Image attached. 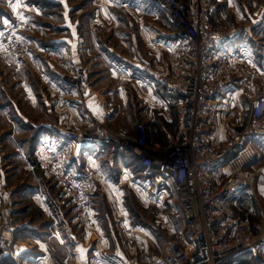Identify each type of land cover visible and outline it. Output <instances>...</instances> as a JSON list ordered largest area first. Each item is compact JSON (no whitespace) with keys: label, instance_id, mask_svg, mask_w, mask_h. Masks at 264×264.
Segmentation results:
<instances>
[{"label":"built area","instance_id":"1","mask_svg":"<svg viewBox=\"0 0 264 264\" xmlns=\"http://www.w3.org/2000/svg\"><path fill=\"white\" fill-rule=\"evenodd\" d=\"M149 1L178 30L164 68L152 74L153 86L164 93L160 114L169 121L175 110L177 129L168 132L166 143L155 141L151 148L145 134L137 135L154 121L151 113L146 124L134 129L105 122L59 123L52 137L38 144L40 168L87 228L96 219L93 197L105 180L101 164L115 169L123 153L132 155L150 191L175 205L176 237L166 255L146 261L132 256L127 264H239L249 256L264 264V205L257 191L261 173L255 169L264 159V70L247 47L233 45V29L214 21L215 0ZM21 24L0 22L1 56L30 63L43 78L41 58L67 68L59 49L34 40ZM47 83L58 98L68 94ZM4 215L0 257L28 228L27 222Z\"/></svg>","mask_w":264,"mask_h":264},{"label":"rangeland","instance_id":"2","mask_svg":"<svg viewBox=\"0 0 264 264\" xmlns=\"http://www.w3.org/2000/svg\"><path fill=\"white\" fill-rule=\"evenodd\" d=\"M21 1V4H25V0H7L8 8H11L10 6L13 3ZM70 2L81 6L86 5L87 9L84 10L87 11L81 13V18L92 9V0H71ZM235 3H237L238 9L241 11H233L235 9L232 7L227 8V1L223 3V0H215L217 17L213 16L214 21L219 22L220 25L226 28L232 29V27L237 28L244 23L252 24V18L256 21L264 12V0H237ZM155 6L153 5L151 8V13L147 11L137 12L135 14L134 26L130 23L134 19L133 17H131L132 19L123 18L119 25L121 32L136 31L138 33L140 30H145L146 32H151L153 38L157 36V39L162 36L160 35L162 33L165 34L167 32L172 34L173 32H177V27L169 21L160 8ZM61 10L59 7L53 11L43 10L40 15L37 14L38 16L33 18L34 22H28L24 17H17L13 21L16 23L22 21L21 29L25 34L30 35L34 40L43 45L50 46L48 42L58 37V33L57 35L54 34L53 27L58 26L64 21ZM124 15V12L120 11V16L124 17ZM74 17L78 18V15L76 14ZM244 18L246 19L244 20ZM46 24L50 26H46ZM87 25V32L92 30L94 34L103 33V31L107 32L109 29L108 35L114 30L112 28L113 25L110 23L105 24L107 30L95 25V23L88 22ZM170 34V38H177V36ZM103 38L106 43L116 45V48L128 54L129 48L123 46L122 43L117 44L118 39H107L105 36ZM89 41L94 42L96 40L89 39ZM143 44V41L138 38L137 52H140L142 57L144 53L145 57H148V54L151 53L150 58L153 60V67H155V51L144 47ZM96 55V51H94L85 56L87 60L88 58H92L97 62L85 71L77 70L69 61L68 56L62 53V61L67 65V68L56 67L48 58L40 59L41 63L44 64V75L47 78H43L41 69H37L30 63H27L25 70L18 73L10 70L8 75L11 79L17 78L28 81L26 82V87L23 85L24 82H0V96L2 98L8 97L9 100L12 98L17 100V107L9 102L8 124L5 126L3 119L1 122L2 127L9 128L8 134L1 136V210H3V206L5 205L11 206L9 202L11 199L10 195L14 199L18 191L31 186L33 192L37 194L38 200L44 201L43 203L55 218L53 222L59 223L60 227H64L63 220L70 214L71 221L76 224L73 226V230L81 227L74 206L69 200L63 199L58 195L57 189L40 168L36 155L40 141L52 137V129L59 123L70 122L80 125L86 122L96 124L105 122L113 128L126 125L134 129L142 123L146 124L150 118L148 115L151 113L154 118L151 124L158 125L162 133L161 135L164 136V141L158 139L147 140L146 144L151 148L155 141L166 143L168 132L177 129L178 122L175 110L172 111L169 121L165 119L164 115L160 114L162 112V102L158 97L163 96L164 93L153 86L152 78L149 79L150 86L153 89L150 93L146 88L139 86L136 81H128L121 76L112 74L110 70L106 69L105 64L99 63L100 61H98L99 59ZM128 55L132 58L131 54ZM168 55L169 53L167 52V54L164 53L160 56L161 62L167 59ZM1 59L9 58L0 55ZM0 69H3V67L0 66ZM156 69L157 71L159 70V68ZM112 75L115 77H112ZM69 76L75 78L69 79ZM95 76H99L101 79L103 77L104 81L100 82L102 81L100 79H98L100 81L93 80ZM47 82L57 84L61 91L64 90L68 93L66 97L63 99L58 98L56 94L57 90L55 91L51 84ZM65 82L71 83L66 84ZM125 82L129 83L125 84ZM130 82L134 83L131 84ZM114 85L121 86V91L118 88L114 89ZM72 92H75V94ZM31 95H34V102H31ZM75 100L78 102H75ZM236 110L237 108L233 107L230 111L232 120L237 117ZM18 111L23 115L24 120L20 118ZM85 112L88 115L87 117L82 115ZM151 124H146L147 129L144 132L140 130L137 135L145 134L146 136V133L151 131ZM120 160L128 163H132L133 161L131 171H112L109 174L113 182L112 188L108 189L106 182L103 181V187L96 193V199L93 201L96 215L94 223L98 221L108 230L110 227L109 221L112 220L113 228L116 229L118 235L121 234L119 238H125L126 236V238L132 241H135L136 236H139L138 233L136 235L131 234L132 228L147 229L146 233L150 232L154 242V247H151L152 255H156L154 257L166 255L169 242L176 237L173 222L175 205L165 195L160 193L154 194L150 191L146 181L147 178L141 173V165L132 158L130 153H123ZM10 190H12L11 193ZM6 194L8 195L6 196ZM26 197L28 199L24 202H28L29 204L31 196L27 195ZM32 206L37 208L36 203L29 205V207ZM35 208L32 209L33 213ZM36 214L37 220H40L41 216L39 218V214ZM42 219H44L43 216ZM258 220L256 218L254 221ZM123 222L125 223L124 226L121 225ZM128 233L130 235H126ZM244 264H262V260L255 256H250Z\"/></svg>","mask_w":264,"mask_h":264},{"label":"crops","instance_id":"3","mask_svg":"<svg viewBox=\"0 0 264 264\" xmlns=\"http://www.w3.org/2000/svg\"><path fill=\"white\" fill-rule=\"evenodd\" d=\"M70 1L25 0V4H21L22 1L15 2L10 6L11 8H8L7 0H0V22L13 21L17 17H24L26 21L34 22L33 18L40 15L43 10L53 11L59 7L62 9L61 13L64 21L53 27L54 34L57 35L58 33V37L48 42L50 46L59 49L60 52L68 56L69 61L77 70L84 71L88 70L94 63H97L92 58H88V60H91L87 62L88 60L85 57L87 54L96 51L99 63L105 64L106 69L110 70L112 74L121 76L128 81L134 80L139 86L146 88L151 93L153 89L150 86L149 79L152 78L153 72L157 71L156 68H159V70L164 68L167 59L161 62L160 56L164 53H169L173 49L175 39L170 38V33L167 32L160 34L162 38L158 39L156 38L157 36L153 38L152 33L145 30H140L138 33L136 31L121 32L119 25L123 18L130 19L133 17L134 19L131 18L130 23L134 26L135 14L146 11L151 13V8L155 4L149 0V2L146 0H92V9L81 18V13L87 11L84 10L87 9L86 5L72 4ZM226 1L227 8L232 7L235 9L233 11L239 10L237 3H235L237 0L235 2H233L234 0H223V3H226ZM14 5H19V7H14ZM120 11L124 12V17L120 16ZM214 13V17H217L216 8ZM76 14L78 18L74 17ZM87 19L89 20L87 21ZM88 22L95 23V25L105 30H107L105 24L110 23L113 25V33L111 32V34L107 35L109 29L107 32L103 31V33L96 34L92 30L87 32ZM251 22L252 24L244 23L237 28L232 27L236 37L233 45L247 47L254 55L260 68L264 70V12L256 21L252 18ZM46 26L50 25L46 24ZM102 35L107 39H118L117 44L122 43L123 46H127L129 48L128 54H131L132 58L116 48V45L106 43ZM170 35H173V33ZM138 38L143 41L144 47L155 51V67L152 65L151 53L148 54V57H145L143 52L142 57L141 53L137 52ZM89 39H95L96 41L92 42ZM87 43L88 45H86ZM146 44L147 46H145ZM26 65L27 62L18 58L1 59L0 66L3 69H0V82H24L23 85L25 86L28 81L17 78L11 79L8 75L10 70H14L17 73L25 70ZM114 75L112 77H115ZM93 80L104 81L103 77L101 79L99 76H95ZM128 83L125 82V84ZM130 83L133 84L134 82ZM120 87L119 85H114L113 88L120 90ZM114 89L113 93L115 92ZM72 93L75 94V92ZM33 97L34 95H31V102H34ZM158 98L161 100L160 96ZM9 102L17 107V100L13 98L9 100L8 97L2 98L0 96V149L2 146L1 136L7 135L9 131V128L1 125L2 119L5 126L8 124ZM75 102L78 101L75 100ZM18 115L22 120L25 119L19 111ZM82 115L84 117L88 116L86 112ZM101 167L105 173L104 182H106L109 189L113 187L109 174L112 171H131V162L119 160L115 170L110 168L105 162L101 164ZM255 169L261 173L257 191L264 205V159L255 166ZM27 195L31 196L29 204L24 202L28 199ZM1 197L2 195L0 194ZM10 198L11 206L5 205L3 210L0 209V219L6 213L18 221L27 222L28 228L16 234L10 249L3 254V257H0V264H127L133 255L142 261L156 256L151 253V247H154V242L150 232L146 233L147 229L132 228L131 234H139V236H136L135 241L129 240L126 236L125 238H119L121 234L118 235L116 229L113 228L112 220L109 221L110 227L108 230L98 221L87 228L80 227L73 230V226L76 224L71 221L70 214L63 220L64 227H60L59 223L53 222L55 218L43 203L44 201L38 200V196L33 192L31 186L18 191L14 199L11 195ZM95 199L96 195L93 197V201ZM31 203H36L37 208L29 207ZM33 208H35L34 213L32 211ZM36 213L39 214V218L41 216L40 220H37ZM42 216L44 219H42ZM121 225L124 226L125 223L123 222ZM126 235H130V233ZM249 258L250 256L242 258L239 264H244Z\"/></svg>","mask_w":264,"mask_h":264},{"label":"trees","instance_id":"4","mask_svg":"<svg viewBox=\"0 0 264 264\" xmlns=\"http://www.w3.org/2000/svg\"><path fill=\"white\" fill-rule=\"evenodd\" d=\"M150 126H152L151 131L146 133V139L147 140L158 139L164 141V136L161 135L162 133L161 130L159 129L160 127L156 124H151Z\"/></svg>","mask_w":264,"mask_h":264},{"label":"snow or ice","instance_id":"5","mask_svg":"<svg viewBox=\"0 0 264 264\" xmlns=\"http://www.w3.org/2000/svg\"><path fill=\"white\" fill-rule=\"evenodd\" d=\"M14 7H19V5H14Z\"/></svg>","mask_w":264,"mask_h":264}]
</instances>
